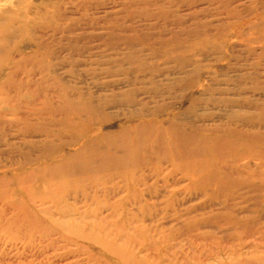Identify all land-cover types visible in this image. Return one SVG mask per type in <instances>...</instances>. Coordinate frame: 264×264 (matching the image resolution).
<instances>
[{"label":"rangeland","instance_id":"1","mask_svg":"<svg viewBox=\"0 0 264 264\" xmlns=\"http://www.w3.org/2000/svg\"><path fill=\"white\" fill-rule=\"evenodd\" d=\"M0 264H264V0H0Z\"/></svg>","mask_w":264,"mask_h":264}]
</instances>
